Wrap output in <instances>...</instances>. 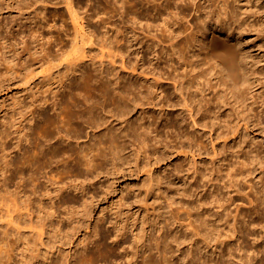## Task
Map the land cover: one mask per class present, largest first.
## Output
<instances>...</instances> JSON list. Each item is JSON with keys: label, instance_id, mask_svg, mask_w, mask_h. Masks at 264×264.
Listing matches in <instances>:
<instances>
[{"label": "bare ground", "instance_id": "obj_1", "mask_svg": "<svg viewBox=\"0 0 264 264\" xmlns=\"http://www.w3.org/2000/svg\"><path fill=\"white\" fill-rule=\"evenodd\" d=\"M74 1L75 0H63L62 2L66 7L67 14H69V20H78L79 16L81 19L85 20L88 14L82 13L81 15L85 14L84 17L78 14L80 13L81 8H79L80 10H77L78 8L75 7ZM145 1H147L146 3H154L156 0H144L143 2ZM176 1L184 0H175V2ZM23 2H21V4H23ZM140 2L142 3V1ZM228 2L229 0H222V13H226ZM106 3L114 4V7H117L119 5L117 3H120V9L123 8V12L119 9L120 12H118L120 14L122 13L123 16L126 15L127 17H129V15L131 16V14L134 16V19L132 18L133 20H130V22H128V19L130 18H127L126 16V20L123 18V23H125V25L122 26L124 27V30L122 29V35L119 37L121 38L119 41L122 43L121 45L119 43V45L116 44V47L118 48V52H116L120 53V58L122 59L121 60L119 58V61H122V64L121 62L119 63L122 65V67H119L122 68L120 69L121 75H118V70L116 71L118 73L117 76L116 74L111 75V73H109L111 69L106 71L108 67L105 70V68H102V65L99 69L100 77L97 75L99 78H94L95 75H92V68L94 66L91 69L88 67L91 66L93 62L90 64L91 60L89 58L88 59L90 61L80 59L78 62L74 63L73 67L70 68V72H67V74L63 76V78H60L58 82L53 83H58L60 88L59 90H61V88L63 89L62 92L59 93V90L54 92L51 88H49L48 93L50 94V92H53L54 95H52L53 98H55V100H53L54 104L52 103L53 112L51 114L43 111V106L48 101L46 98L47 96L39 99L33 97L30 100V103L26 106L28 109V115L25 117L27 124L21 128H16V133H14L16 134L14 135L16 145H14V147L5 144V139L12 135V133L8 132V129L6 128L9 123L8 117H10V114H8V116L0 123L2 126V130L0 131V194L4 193L1 194L4 196L8 195L7 197L10 198L9 202L11 203L10 207H6L7 211L5 212H8V214L6 213L5 215L6 218L8 216V220H6L7 223H5V225L7 226L2 230V235L0 236V263L2 262L1 253L5 252V249L12 248L13 246H15L17 250L15 256H18L20 259L19 261H16L15 258L11 260V257L9 258L8 256V259L4 262V264H107L105 260L107 261L106 257H108L110 249L112 251L117 248L120 250L119 247L116 246H112L110 249L107 248L108 246H104L103 239H109V236L105 235L104 232L101 239L100 237H97L99 234V231L97 230V228H99L98 223L94 226V232L92 231V235L100 240L91 241L89 240L91 236L86 233V235L89 236L87 239L89 240V243H92L93 245L95 244L94 247L91 244L93 249L90 250L91 248L89 249L87 244H84L81 249L76 250L75 255L73 254L72 260L67 257V259L65 257L62 259H60V257L53 258L54 252L52 253L53 255L50 252L53 257H48L49 252H46V249L44 250L45 252H43L41 247L45 248L48 246V243L46 244L45 242L44 232L46 233L49 228L52 229L51 227L54 225L52 218L56 217L55 215L58 209H64L63 206L68 209L67 206L70 204L71 209L73 208V212L69 208L70 216L68 218L66 217L68 219H66V222H68V230H65V233L67 232L66 236H69L70 232L78 230L84 226L82 223L86 220L87 214L85 204L89 203L88 199L93 200L94 198V196H91L92 194H90L92 191L87 189V183L93 180L102 170H104L108 163H110L111 166H114L115 163L122 158L121 151L127 144L136 140L142 144L150 141L154 144L157 137L155 136V133L157 134L160 128L169 130L171 125L170 123L167 124V121H169L172 117L175 118L173 116L175 114L174 111L167 112L162 115L159 121L154 120L151 122L147 121V118L150 116H146V114L140 117L141 122H138V120L134 121V119H131L130 116L132 111L140 104L174 106V104L170 101L168 90L165 89V85H167L168 82H172L173 85V92H171V94L175 93L179 95V104L182 103L185 109L189 108V104H187L186 99L183 97L187 87L189 88L188 84L192 83L199 86V91H213V94L210 97L205 96L203 98V126L212 131L217 140L221 139V144H225L228 140L233 142L235 137H244L248 134V132H252L250 130H253L256 127L259 131L262 125H264V121L261 122V120H263L261 118H264V13L259 14V11L256 10L253 12L250 19L244 21L247 26V32H249V38L252 39L253 37L251 43V48H253V50L245 51L243 47L244 38L242 37L244 27H242L243 23L241 21L236 22L235 20H231L230 22L226 21L225 23L222 21L220 14H218L214 19H212L211 24L204 22L200 24H190L188 29L186 27L187 31L181 34V29L177 30V28H173L177 21H172L173 18L169 17L168 13L167 16H164L161 8L163 4L158 3L159 5L154 6L153 16L155 17L158 15L160 17L161 21H158L159 24L157 22V25H153L149 22L151 19L144 18V20H142L146 22L142 25L143 22L141 19L139 20L140 13L139 16H137V12L141 10L138 9L139 6H137V4V11L135 12V10L133 8L132 10L131 6L128 4L130 3L129 0H106L105 4H102L110 6ZM132 3L135 4V2ZM168 4L169 2L164 5V7H166L165 10L171 8ZM97 5L101 6V2ZM79 6L81 7V5ZM89 6L91 5L89 4ZM88 8L91 9L90 7ZM110 8L112 9V7H108L109 11ZM148 8V10H150L152 7L150 8L149 6ZM43 10H45V8L38 11L36 17H39L42 20V22L41 20L40 22L43 24L44 28V26L48 27L46 25L51 22L48 23V20L50 19L49 17L48 19L44 14L42 16ZM102 12L99 14L101 15ZM105 12L107 11L105 10ZM99 14H96V16H100ZM105 14L103 15L105 16ZM108 14L111 13L107 12L106 17ZM112 15L110 18H112ZM144 15H146V13ZM118 17H121V15ZM112 19L111 22L115 23L116 19H114V21ZM155 19L156 18H154V20ZM119 20L117 21L119 22ZM94 21L99 22L98 20ZM106 21L104 24L109 27L105 30H101L103 26L101 25L102 27H100V25L96 23L100 27H98V29L101 30L99 32L94 30L97 27L94 29L90 28V26L92 27L93 25H90V18L87 17L85 23L81 24L82 27L80 26L83 30L76 29V35H73L74 38H68L71 42V44L66 42L70 45L67 46L69 49L66 47H60L59 50H57L58 53H56V55H51L49 52H46L45 58L42 57L44 54L42 53L41 59H43V62L40 66L50 64L52 61L61 59L64 56L67 58L66 56H68L71 52L75 53L78 51L80 54L78 53L76 56L79 55L82 58L86 57L83 56L84 54L82 52L84 50L80 47L82 42H80V44V40H76L77 37L82 38V40L87 38V41H85L89 42V44L84 43L85 45H91L96 40H98V42L103 41L105 45L113 44V40L118 38L116 37L118 34H116V36L111 34L115 37L109 34V30L114 27V24H106ZM179 22L180 21H178V23ZM53 23L54 22L51 24ZM118 24H122V22ZM133 24H138V26L142 25V31H145V35L147 36L154 32L151 31L153 30V26L158 27L159 29L157 28V30L161 31L162 34L160 33L157 35L153 33V35L155 34L154 36L150 35L153 39H143L138 32H142L140 27V30H135V26ZM180 24L181 23H179V26H181ZM55 25L56 24L52 26L55 27ZM120 26L118 28H120ZM179 26H177L178 29ZM39 27L40 26L37 27L36 25L31 26L29 32H31L33 37L38 35V38L40 37L44 39L46 36H44V33L40 31ZM87 27L88 29H86ZM214 29H219L220 33L217 34ZM64 31H66V29ZM114 31L116 32L118 30ZM155 32L157 33L158 31L155 30ZM66 33L68 34V32ZM143 33L144 32L141 34ZM66 36H64V38ZM101 36L102 40H99V38L101 39ZM47 37L51 38L53 36L50 35ZM48 38L46 41L50 40ZM3 40L4 44H2V41L0 40V66H2L0 69V88L17 78L21 80L27 79L26 81H28L31 78V73L37 69L35 65L40 62L38 59L39 57L37 58L36 52L31 51L30 43L22 40V45L19 47V44L14 38L9 42L5 41V37ZM115 41L116 39L114 40V43H116L118 39L116 42ZM164 42H166V46H164ZM49 45L50 44H48V46ZM61 45L63 46V44ZM113 46L116 48L115 44H113ZM113 46L111 48L106 47L108 49L106 50L108 51L107 55L109 56V58H107L106 55L108 61L107 64L109 61L112 62L111 58H116L115 55L117 54H114V51L111 53ZM108 47H110V45ZM190 47L197 48V53L200 54V60L193 62L192 60L187 59L186 53H188V49ZM18 48H21V50H17ZM46 49L41 46V51ZM50 50L52 49L50 48ZM144 52H148L150 54L149 60H147L148 65L144 62ZM26 53H28L29 59L22 62L20 59ZM113 55L115 57L110 58V56ZM76 56L74 58L78 59ZM179 60L183 64H179ZM116 63L117 62L114 64ZM107 64L105 66H108ZM111 66L115 65H112L111 63ZM116 67L118 68V66ZM181 67H183L182 72L179 71ZM240 69L244 73L243 77L246 82L241 87L238 86ZM93 70L97 71L98 69L96 68L95 70L94 67ZM113 70L115 69L113 68ZM114 72L115 71H112V73ZM81 90H84V94L81 93ZM99 96H101V99H99ZM160 96H162V98H160ZM15 105L17 108L23 107V100L17 99L15 101ZM108 105L110 106V108H108L109 110L106 108ZM37 107L40 108L36 111L39 121L36 123V118V124H33L34 122L32 120H34L33 118L36 114H34V110H36ZM188 110L189 112L191 111L190 108ZM103 113H113L111 116L114 117V120H119V127H116L115 125H108ZM171 113L173 115H170ZM175 115L177 117H179L178 115L182 116V111L178 115ZM193 121L195 120L193 119ZM154 124L155 126H153ZM172 127H174L173 124ZM88 128H91L92 131L94 129L96 131L97 128H99L97 130L102 128V132L97 131V135L96 132L94 134L93 131L91 136L92 138H89L88 142L82 144L79 143L78 146L69 142L70 139L73 141L75 139L76 142V140L84 138L81 136H88V132H90H87ZM262 130H264V128L260 131L263 132L262 135L264 136V131ZM134 133H136L137 137H135ZM24 142L25 144H22ZM78 142L79 141L76 143ZM192 147L193 146H190V148ZM235 153L239 156L240 151L237 150ZM90 183L93 184L92 182ZM13 184L16 185V188L11 192L9 187ZM69 189L80 191V199L68 195L63 196V198L56 204L54 203L55 200L52 201L55 197H61ZM7 197L5 199H7ZM2 201L3 200L1 198V202ZM5 201L6 200H4V202ZM7 202L4 203V206L5 204L9 205ZM263 202H261L262 205H264ZM2 207L3 206H0V208ZM232 219L236 220L234 217ZM247 220L249 219H246V222L242 223V228L245 227L243 224H246L248 222ZM0 222L2 223V221ZM60 222L56 221L59 233L62 229L59 224ZM74 222H76V225L73 226L72 223ZM21 224L25 226L22 227ZM230 224L233 225L231 228ZM230 224L228 225L229 229H227L228 227L225 229L226 231H224L225 233L223 232L224 236L222 237V240H224L227 236L229 237V240L227 238V243L225 242V245L228 248L227 250L229 251L232 246L231 244L235 245V243H237L241 238V236L239 237V234H242L241 228H238L239 223H236L237 226L232 223ZM199 225L197 227H200ZM112 228L116 232L115 236L117 235V237H119L117 232L120 231V228L117 226L116 222L112 224ZM22 229H27L29 232L27 233L25 231H21ZM52 230L55 231L54 234H56V229ZM121 235L123 236V233ZM57 236L59 235H53V237ZM9 237H12L13 241H10ZM117 237L114 238V241L117 240ZM222 240L220 241V244H222ZM240 242L241 240L235 247L241 245ZM156 244L154 245L156 246ZM229 245L231 246L229 247ZM148 247L150 246L148 245ZM239 247L240 246L237 248ZM88 249L90 251H88ZM147 249L148 248H146L143 252L141 251V264H174L172 262H166V260L168 261L169 259L166 258V255L164 254V250L166 251L165 247L161 250L162 248L160 249V247L156 246L155 255L151 253L153 250L148 252ZM138 250L133 251L132 256L134 258H136V254H139L137 252ZM213 254L214 253H212V255ZM217 254L219 255L220 252ZM228 254L229 257H231L230 255L232 254L230 252ZM218 255H215V257ZM131 257L125 256L127 260ZM114 258L112 257L111 261ZM102 260L103 262H99ZM122 260L123 259H121V261ZM129 260L127 262L130 264L132 258L130 261ZM179 260L178 263L182 262ZM181 260L184 261L183 257ZM190 260L191 259L189 258L188 261ZM127 262L125 260V263ZM212 262L203 261L201 264H210ZM112 263L116 264L117 261ZM119 263L122 264L121 262ZM188 263L189 262H187V264Z\"/></svg>", "mask_w": 264, "mask_h": 264}, {"label": "rangeland", "instance_id": "obj_2", "mask_svg": "<svg viewBox=\"0 0 264 264\" xmlns=\"http://www.w3.org/2000/svg\"><path fill=\"white\" fill-rule=\"evenodd\" d=\"M34 1L0 0V40L2 41V44H4V37L5 41L7 42L14 38L19 44V47L22 45V40L26 41L30 43L31 51H35L37 58L39 57L38 59L40 60V62L35 65L37 69L31 73V78L28 81H26L27 79L21 80L17 78L0 88V123L5 117L8 116V114H10V117H8L9 123L6 128L8 129V132L12 133V135L5 139V144L10 145L11 147L16 145V140L14 138V135H16L14 134L16 133V128H21L27 124L25 117L28 115V109L26 106L30 103V100L33 97L39 99L47 96L46 98L48 101L43 106V111L51 114L53 112V100H55V98H53V92H50V94L48 93L49 88H51V90L54 92L59 90L60 88L58 83H53L58 82L60 78H63V76L67 74V72H70V68L73 67L74 63L78 62V60H91L90 64L93 62V65L91 64V66L88 67L91 69L94 66L95 70L96 68L98 69L97 71H94V67L92 68V75H95H93L94 78L98 76L100 77L99 69L102 65V68H105V70L107 67L109 68H107L106 71L111 69V71H109L111 75L116 74L117 76L118 73V75H121L120 69L122 68L119 67H122V61H119L121 58L120 53H117L118 48L116 47V44L119 43L121 45L122 43L119 41L121 39L119 37H121L120 35H122V31L124 30L122 25H125V23H123V20L130 18L128 19L129 21L127 20L130 22V20L134 19L132 14L131 16L129 15V17L124 14L127 17L126 18L122 15V13H119L120 3H117L119 4L117 7H114V4L106 3L112 7V9L110 8L109 11L108 7L110 6L104 5L106 0H75L74 5L76 8H78L77 10H80L79 8H81L80 13L78 14H88L87 17L90 18V25H93L92 27L90 26V28L94 29L97 27L94 30L100 32L101 30H105L107 27H109L104 24L106 20V24H114V27H111L113 30L110 29L109 34H114L115 36L118 34L116 36L118 38H115L116 41L117 39L118 41H115L116 43H114L115 39L113 40V44H115L116 48H114L113 44H109L110 47H108V44L105 45L103 41L98 42V40L94 41V43L91 45H87L89 44V42H86L87 38L85 39L86 41L83 39V42L82 38L77 37L76 40H80L79 43L82 42V44L80 43L81 46H79L83 48L84 51L81 52L84 54L83 56L86 57L82 58L79 55L76 56V54H80L78 51L75 53L71 52L68 56H66L67 58L64 56L61 59L52 61L50 64H44L43 66H40L43 62V59L41 58H45L46 52H49L51 55H56V53H58L57 50H59L60 47H66L69 49L67 46H70L69 43L71 44V42L68 38H74L73 35H76V29L83 30V28H80V26L82 23H85L87 17L84 20L79 16L78 20L80 21L77 19L70 21L66 7L62 3L63 0ZM137 1H142V3H138ZM143 1L144 0H129L130 3H128L131 6V9L133 8L135 12L137 11V6H139V10L141 9L139 12H137V16H139L140 13L139 20L141 19L143 22L142 25L146 22L143 21L144 18L151 19L149 22L153 25H155L158 21H161L158 15L155 17L153 16L155 8L154 6L163 4L161 8L163 10L164 16H167L168 13V16L173 18L172 21L175 20L177 23L180 21L179 23H181V26H179V23L177 24L175 22L176 27L173 26V28H177V30L181 29V34L187 31L190 24H200L202 22L211 24L212 19H214L218 14H220L222 21L225 23L226 21L230 22L231 20H235L236 22L241 21L243 23L242 27H244L242 37L244 38L243 47L245 51L253 50V48H251L253 37L252 39L249 38V32H247V26L244 21L250 19L251 15H253V12L256 10L259 11V14L264 13V0H229L226 13H222V0H184L176 2L175 0H156L154 3H146L147 1ZM21 2H23V4H21ZM100 2L101 6L97 5ZM132 2H135V4ZM167 2H169L168 5H170L172 9L170 8L165 10L166 7H164V5ZM89 4L94 8L89 6ZM79 5H81V7ZM87 6L91 9H89ZM149 6L150 8L152 7L150 9L151 11L148 10ZM43 8H45V10H43L42 16L44 14L47 18H50H48V23L54 22L53 24L49 23L51 26L47 24L46 26L48 27L44 26V28L43 24H41L42 20L39 17H36L37 12ZM144 9L145 11H148L145 12ZM105 10L108 13H111L108 14L107 17V12H105ZM111 10L113 11V15ZM120 10L123 12V8ZM100 12H102L101 15L99 14ZM95 13L103 16L104 18L96 16ZM145 13L146 15H144ZM103 14H105V16ZM84 15L81 16L84 17ZM111 15L113 19L110 18ZM119 15H121V17H118ZM102 18L103 20L105 18L106 19L103 21ZM154 18L157 20H154ZM111 19L113 21L116 19L115 23L111 22ZM94 20H98L99 22ZM117 20H119V22ZM121 22L122 24H118ZM96 23L99 24L100 27L103 26V29H98L99 26ZM54 24H56L55 27H53ZM34 25L37 27L40 26V31L44 33V36H46L44 39L40 37L38 38V35L36 37L31 35L29 29ZM136 25H134L135 30H143L142 25ZM119 26L120 28H118ZM177 26H179V29ZM157 28L158 27L153 26V30L151 31H154L153 33L158 35L161 33V31L157 30ZM65 29L66 31H64ZM86 29H88V27ZM114 30H118L119 32L116 31L118 32L116 33ZM155 30L158 32L156 33ZM214 30H216L215 32L217 34L220 33L219 29ZM66 32H68V34ZM138 32L143 39H153L151 36L155 35L151 33V36H147L145 35V31H142L144 32V35L141 34L142 32ZM50 35L53 37L48 38L47 36ZM114 35L111 36L115 37ZM64 36H66L65 38L68 40H66ZM47 38L52 40L46 41ZM58 40L62 43H59ZM99 40H102V36L101 39L99 38ZM84 43L87 44L85 45ZM48 44L51 46H48ZM61 44H63V46ZM163 44L166 46V42ZM41 46L44 47V49L47 47L49 48L41 51ZM112 46L114 50L112 48L111 53L114 51V54H117L119 57L115 55L116 58H114V61V59L111 57L115 56H110L112 62L109 61L107 64V58H109V56L107 55L108 51L106 50ZM50 48L52 50H50ZM17 50H21V48H18ZM197 51V48L190 47L188 49V53H186L187 59L192 60L193 62L200 60V54H198ZM42 53L44 54L42 55ZM75 56L78 57V59L74 58ZM144 56V62L146 65H148L147 60H149L150 54L148 52H144ZM28 59L29 56L28 53H26L21 57L20 60L24 62ZM115 62L117 63L114 64ZM120 62L121 64H119ZM111 63L115 66H111ZM180 63L182 62L180 61L179 64ZM106 64L108 66H105ZM116 66H118V68ZM1 67L2 66H0V69ZM112 67L115 70H113ZM183 67H181L179 71L182 72ZM112 71H117L118 73H112ZM239 74L240 77L238 86L241 87L246 82L243 77L244 73L241 69L239 70ZM188 85L189 88L187 87L183 97L186 99L187 104H189V108L191 110L190 112L188 110L189 108L185 109L182 103L179 104L180 97L178 94H171V92H173L172 82H168V84L165 85V89L168 90L170 101L172 104H174V106L140 104L132 111L130 114L131 119H134V121L138 120V122H141L140 117L145 114L146 116H150L147 118V121L150 122L154 120L159 121L160 117H162V115L166 114L167 112L174 111V113L178 115L182 111V116L178 115L180 117L179 118L175 114L173 115L171 113L170 115H173L175 118L172 117L169 119V121H167V124L170 123L171 125L169 130L160 128L157 134L155 133V136L157 137L154 144L151 141L142 144L137 140L127 144L121 151L122 158L119 159L114 166H111V164L108 163L105 169L90 181L93 184L90 182L87 183V189L92 191L90 194H92L91 196H94V198L93 200L88 199L90 204H85L87 214L86 220H84V223H82L84 226L78 230L70 232L71 234L69 233V236H66L67 232L65 233V230H68V222L66 221L70 216L69 208L72 212L73 208L71 209V205L69 204V206H67L68 209H66L65 206H63L64 209H58L55 215L56 217L52 218L54 228L51 227L52 229H56V234H54L55 231L49 228L47 229L48 231H46V233L44 232L45 237L43 236L45 238L46 244L48 243V246L45 248L41 247V250H43V252H49L48 257L54 256L53 258L60 257V259L67 257L68 259L70 258L72 260L73 254L75 255L76 250L81 249L84 244H87L88 248H91L90 250H92L95 244L93 245L91 243L93 245L92 247V245L89 243V240L95 241L99 239L92 235L94 232V226L98 223L99 228H97V230L99 231V234L97 237H100L101 239L102 235H104V232L105 235L109 236V239H103L104 242H102L104 243V246H108V249H110L112 246L119 247L120 249H115V252L110 249V253L108 257H106L107 261L105 260L107 264H115L112 262L116 261L118 264H120L119 262L122 264H127V261L129 259L131 260V258L132 260L130 264H141V251L143 252L146 248H148V252L153 250L151 253L155 255L156 246L160 247V249L162 248L161 250H163L165 247L166 251L164 250V254L166 255V258L169 259L168 261L166 260V262H172L174 264H182V262L185 264L186 261L189 262L188 264H191V260L192 264H201L203 261H213L210 264H264V205L261 203L264 201V136L262 135L263 132H260L261 129L264 128V125H262L259 131L256 127L253 130H250L252 132H248V134L244 137H235L233 142L228 140L225 144H221V139L217 140L213 132L203 126V98L205 96L210 97L213 94V91L207 90L206 92H203L199 91V86L195 84L190 83ZM62 91L63 89L61 88L59 93ZM81 91V93L84 94V90ZM99 97V99H101V96ZM160 98H162V96H160ZM17 99L23 100V107H16L15 101ZM106 108L108 109L110 106L108 105ZM37 109L40 108L37 107L36 110H34V114H36L34 115V120H32L34 122H32L33 124H36L37 121H39L37 118ZM112 114L103 113L105 120H107V124L119 127V120H114V117L111 116ZM193 119L195 121H193ZM261 119H263L261 122L264 121V118ZM172 124L174 127H172ZM153 126H155V124ZM88 129L87 132L90 131L88 132V136H81L84 138L76 140V142L79 141L78 143L75 142V139L74 141L70 139L69 142L78 146L79 143L82 144L88 142V139L92 138L91 136L93 131L94 134L95 132L97 134L102 130V128H100V130H97L99 129L97 128L96 131L95 129L93 131L91 128ZM1 130L2 126L0 124V131ZM134 134L135 137H137L136 133ZM22 144H25V142ZM190 146L193 147L190 148ZM237 150L240 151L239 156L235 153ZM14 185L15 184L9 187L11 192L16 188V185ZM80 193L81 192L78 190L69 189L61 197H55L52 201H57H54L56 204L63 198V196L68 195L80 199ZM1 194L0 206L3 207L0 208V221H2V223L0 222V226H2L0 227V236L2 235V230L7 226L5 225V223H7L6 220H8V216L6 218L5 215L6 213L8 214V212H5L7 211L6 207H10L11 204L9 202L10 198L7 197L8 195H5L7 197V199H5L6 197ZM1 198L3 200L2 202ZM4 200L6 201L4 202ZM3 202H7V204L9 203V205L5 204L4 206ZM233 217L236 220H233ZM246 219L251 220H247L248 224H243L245 227L242 228V223H245ZM56 221L60 222L59 224L62 228V232L60 231V233L57 230L58 228L56 226ZM114 222H116L117 226L120 228V231L117 232L119 237H117V235L115 236L116 232L112 228V224ZM75 223L76 222L72 223L73 226L76 225ZM230 223L235 224V226H237L239 223L238 228H241L242 234H239V237L241 236V245H238L240 246V249L237 248L238 246L235 247L237 243L239 244V240L237 243L233 242L235 245H229V247L231 246L229 251L225 245V242L227 241V238L229 240V237L227 236L225 238L226 240L224 238V240H222V237L224 236V231H226L225 229ZM198 225L200 227H197ZM21 226L24 227L25 225L21 224ZM231 226L233 225L230 224V228ZM227 229H229V227ZM21 231H25L27 233L29 232L27 229H22ZM86 233L87 235L91 236L89 240H87L89 236H87ZM122 233L123 236L121 235ZM53 235L59 236L53 237ZM115 237H117V240L115 239L116 241H114ZM13 238L9 237L10 241H13ZM221 240L222 244H220ZM154 244H156V246ZM148 245L150 247H148ZM89 249L88 251H90ZM136 250H138L137 252L139 254H136L138 257L136 256V258H134L132 253ZM50 252L51 254L54 252V255L52 254V256ZM218 252H220L219 255L217 254ZM229 252L232 254L230 255L231 257H229ZM16 253L17 250L15 246L5 249V252L1 253L2 262L0 264H4V262L8 259V256L9 258L11 257V260L15 258L16 261H19L20 258L15 256ZM212 253L218 256L215 257V255L213 254V256ZM125 256L132 257L128 258L127 260ZM112 257L114 259L111 261ZM182 257L184 261L181 260ZM185 257L188 259L190 258L191 260L188 261V259ZM121 259L123 260L121 261ZM125 260L127 263H125ZM178 260L182 262L178 263ZM99 262H103V260Z\"/></svg>", "mask_w": 264, "mask_h": 264}]
</instances>
